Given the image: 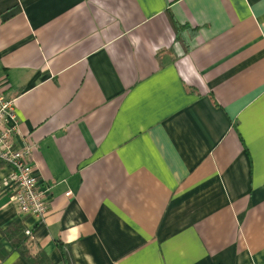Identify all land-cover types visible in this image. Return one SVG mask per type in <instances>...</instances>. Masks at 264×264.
Listing matches in <instances>:
<instances>
[{
  "label": "crops",
  "instance_id": "crops-1",
  "mask_svg": "<svg viewBox=\"0 0 264 264\" xmlns=\"http://www.w3.org/2000/svg\"><path fill=\"white\" fill-rule=\"evenodd\" d=\"M0 93L48 206L0 164V264H264V0H0Z\"/></svg>",
  "mask_w": 264,
  "mask_h": 264
},
{
  "label": "built area",
  "instance_id": "built-area-1",
  "mask_svg": "<svg viewBox=\"0 0 264 264\" xmlns=\"http://www.w3.org/2000/svg\"><path fill=\"white\" fill-rule=\"evenodd\" d=\"M19 133L14 102L0 93V164H7L12 169L1 180V185L7 189L21 214L43 221L48 211L47 194L38 187L31 164L36 145L33 140L25 138L22 145L17 146L14 139ZM25 233L31 235L29 229Z\"/></svg>",
  "mask_w": 264,
  "mask_h": 264
},
{
  "label": "trees",
  "instance_id": "trees-1",
  "mask_svg": "<svg viewBox=\"0 0 264 264\" xmlns=\"http://www.w3.org/2000/svg\"><path fill=\"white\" fill-rule=\"evenodd\" d=\"M187 29V26H181L177 23L175 24L176 37L184 45L182 36L183 30ZM189 36L194 35L193 30H188ZM186 48V46H185ZM5 235L10 242V244L27 260L29 264H49L47 258L44 254L40 253L39 255L32 257L28 251V241L31 239L30 235H27L24 230V226L20 223L10 226ZM65 264H73L68 255L65 258Z\"/></svg>",
  "mask_w": 264,
  "mask_h": 264
}]
</instances>
